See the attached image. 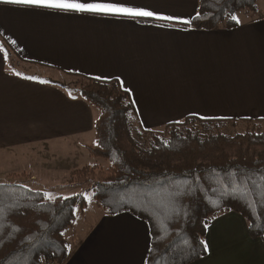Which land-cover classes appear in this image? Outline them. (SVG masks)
<instances>
[{"label":"crops","instance_id":"crops-1","mask_svg":"<svg viewBox=\"0 0 264 264\" xmlns=\"http://www.w3.org/2000/svg\"><path fill=\"white\" fill-rule=\"evenodd\" d=\"M125 2L179 19L0 3V160L6 162V154L16 150L60 144H79L89 156L94 144L93 107L60 88L17 75L8 67L11 59L60 74L116 81L131 99L135 125L144 130L187 118L264 121L261 2L256 17L239 12L235 28L211 31L180 27L190 24L199 0ZM74 170L65 172L71 177ZM18 175L0 173V184L18 180L44 193L43 179L42 185L40 177ZM96 216L90 234L77 241L83 245L71 250L65 264L146 263L150 232L144 221L130 213ZM205 245V256L192 264H264V237L252 238L245 219L233 212L212 220Z\"/></svg>","mask_w":264,"mask_h":264},{"label":"trees","instance_id":"trees-1","mask_svg":"<svg viewBox=\"0 0 264 264\" xmlns=\"http://www.w3.org/2000/svg\"><path fill=\"white\" fill-rule=\"evenodd\" d=\"M259 1L199 0L190 24L180 27L233 29L237 21L231 17L243 11L256 17ZM63 74L69 81L44 83L97 110L88 152L108 163L71 176L81 183L90 177L92 198L106 215L130 213L147 224L145 264L203 258L208 225L227 212L245 219L252 238L264 237V132L257 127L264 121L187 118L144 130L135 125L131 99L116 81ZM225 125L245 130L228 135ZM86 206L82 195L49 201L22 185L0 184V264H65L73 247L66 234Z\"/></svg>","mask_w":264,"mask_h":264},{"label":"rangeland","instance_id":"rangeland-1","mask_svg":"<svg viewBox=\"0 0 264 264\" xmlns=\"http://www.w3.org/2000/svg\"><path fill=\"white\" fill-rule=\"evenodd\" d=\"M259 2H261L262 6L264 5L263 0H260ZM8 67L17 75L38 82H45L48 80H55L58 82L69 81V78L64 74L24 64L17 61V59H11L10 63H8ZM94 115H97V110H95ZM258 126L259 129L264 132V124L261 123L258 124L257 127ZM244 130V127L240 128L236 125H225L224 129H222V131L228 135H234L238 132H243ZM147 140L148 136H145L144 142ZM6 158V162L0 160V173L6 174L9 171H12L20 174L18 175L19 178H24L25 174L28 178L30 175L40 177L41 184H45L42 186V190L45 193L47 200L52 201L58 196L67 197L71 195H82L86 199L87 206L84 209V212L79 213L77 211V221L70 233L72 237H69L68 234L66 237V239L69 240V243L73 245L72 249L82 246L84 241H81L80 243H77V241H80L81 239L83 240L87 234H90V226H93L94 219L97 217L96 215H99V212H101L102 209H99L100 211L96 209L98 207H96L89 184H87L90 181V179H88L90 177L85 180L86 183H81L77 176L68 177V173L65 171L69 168L80 170L84 166L93 167L95 165L100 169H105L108 166V163L106 161L95 159L90 155L88 156L87 151L79 144H60L48 147L42 146L41 148L36 147L33 150H16L13 153H7ZM46 176L49 177L46 178ZM71 181H74L75 183H71ZM9 183L21 184L18 180H11Z\"/></svg>","mask_w":264,"mask_h":264},{"label":"snow or ice","instance_id":"snow-or-ice-1","mask_svg":"<svg viewBox=\"0 0 264 264\" xmlns=\"http://www.w3.org/2000/svg\"><path fill=\"white\" fill-rule=\"evenodd\" d=\"M0 3L27 5L80 13L88 12L115 16L149 17L159 20L179 19L170 15H160L154 10H147L142 6H131L126 3L125 0H92V2H86V0H0ZM231 18L239 22L238 17L232 16ZM182 22L187 24L190 21L184 20Z\"/></svg>","mask_w":264,"mask_h":264}]
</instances>
